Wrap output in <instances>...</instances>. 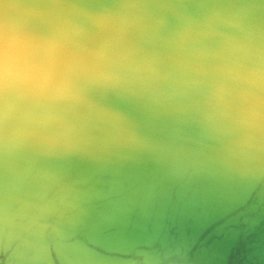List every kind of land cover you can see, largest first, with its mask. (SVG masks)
Returning a JSON list of instances; mask_svg holds the SVG:
<instances>
[{
  "label": "clouds",
  "instance_id": "1",
  "mask_svg": "<svg viewBox=\"0 0 264 264\" xmlns=\"http://www.w3.org/2000/svg\"><path fill=\"white\" fill-rule=\"evenodd\" d=\"M0 264H264V0H0Z\"/></svg>",
  "mask_w": 264,
  "mask_h": 264
}]
</instances>
